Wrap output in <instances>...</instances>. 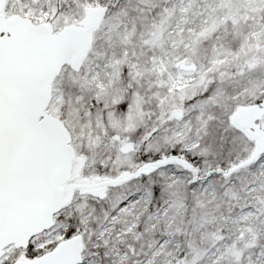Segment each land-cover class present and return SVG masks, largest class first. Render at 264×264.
Segmentation results:
<instances>
[{
	"label": "rangeland",
	"instance_id": "1",
	"mask_svg": "<svg viewBox=\"0 0 264 264\" xmlns=\"http://www.w3.org/2000/svg\"><path fill=\"white\" fill-rule=\"evenodd\" d=\"M209 1L4 0L3 25L19 15L48 23L54 32L84 28L85 7L105 10L89 33L84 58L64 66L52 82L46 112L61 119L75 154L68 182L116 178L171 150L195 157L203 180L189 192L190 173L172 164L109 187L101 199L74 191L31 247H6L0 264L27 260L37 251L35 259L69 236L82 239L79 264H264V154L224 180L214 175L252 150L250 139L230 123L233 113L253 104L254 118L264 112V9L218 0L226 18L190 38L197 28L191 24ZM108 54L119 65L101 90L91 66ZM155 66L180 74L181 88L167 91L150 71ZM172 109L182 116L169 119ZM179 125L187 130L180 141L173 134ZM210 138L225 152L207 144ZM125 141L135 144L129 154L119 152Z\"/></svg>",
	"mask_w": 264,
	"mask_h": 264
},
{
	"label": "water",
	"instance_id": "2",
	"mask_svg": "<svg viewBox=\"0 0 264 264\" xmlns=\"http://www.w3.org/2000/svg\"><path fill=\"white\" fill-rule=\"evenodd\" d=\"M3 4L4 0H0V8ZM104 12L101 7H85L88 20L84 28L70 25L57 32L48 23H34L19 15L12 16L5 25L0 19V259L6 247L25 248L32 237L49 229L53 216L70 202L75 189L118 186L172 164L190 173L191 182L199 181L197 168L189 160L170 154L116 178L100 181L97 177V182L89 184L85 179L82 183L65 184L73 150L62 121L46 112L52 98V82L64 66L84 58L90 44L89 33L100 23ZM252 109L255 107L239 109L231 117L236 127L255 141L254 147L247 158L227 170H214L222 177L249 166L264 154V134L246 130ZM181 113L180 109H172L169 119H179ZM112 138L120 139L118 135ZM134 146L132 141H125L119 152L129 154ZM80 166L78 162L77 168ZM80 252V238L75 237L34 261L14 264H79Z\"/></svg>",
	"mask_w": 264,
	"mask_h": 264
},
{
	"label": "built area",
	"instance_id": "3",
	"mask_svg": "<svg viewBox=\"0 0 264 264\" xmlns=\"http://www.w3.org/2000/svg\"><path fill=\"white\" fill-rule=\"evenodd\" d=\"M242 2L249 6L264 9V0H242ZM217 7H219L218 0H210L206 10L200 11V14L196 18L195 23L191 24V27L193 28H195L197 24V28L189 34L190 38H193L196 34H199L202 30L207 29L208 27H210L211 24L221 22L226 18L227 14L217 10ZM256 33L258 32H253L251 33L250 36L253 39L259 38V36H256ZM171 47L172 49L176 50L175 45H171ZM151 61H152L151 64H154L156 59L151 58ZM117 65H118V60L116 57L112 55L105 56L100 60L94 62L91 66V79L95 84V86L99 88H103L106 85L107 79L115 76ZM167 65H169V67L172 66L171 64H167ZM157 67L158 66L150 68V71L156 77V81L158 79L159 80L158 82H160L161 85L165 86L168 91L181 88L182 86L181 83L185 79L182 80L180 74H171L170 73L171 70L161 71L160 69H157ZM174 76L175 78H177L176 80H173ZM186 131L187 130L183 127V125H179L177 128L174 129L173 134L175 137H177L178 140H183Z\"/></svg>",
	"mask_w": 264,
	"mask_h": 264
},
{
	"label": "flooded vegetation",
	"instance_id": "4",
	"mask_svg": "<svg viewBox=\"0 0 264 264\" xmlns=\"http://www.w3.org/2000/svg\"><path fill=\"white\" fill-rule=\"evenodd\" d=\"M87 20H88V18H87ZM86 20V21H87ZM86 21H85V23H86ZM252 106H254L255 107V104H253ZM261 106V105H260ZM263 106V105H262ZM253 110V115H252V118L250 119V121H249V125H248V127L246 128V130L248 129V130H251V131H256V132H260V133H263L264 134V112L261 114L262 116H259V117H257V118H254V115L256 116V114H255V109H252ZM234 114V113H233ZM181 116H182V113H181ZM175 120H177V119H175ZM230 123L233 125V128H235L240 134H242L244 137H246L245 136V134L243 133V131L241 130V129H239L238 127H236V124H235V120L232 118L231 119V117H230ZM247 138V137H246ZM121 139H119V141H120ZM250 142H251V144H252V149H253V147H254V143H255V141L252 139V140H250ZM74 157H75V154H74V152H73V155H72V158H71V170H70V173L72 172V170H73V165H72V163H73V159H74ZM78 162H80V164H82V161H81V158L80 157H76V163H75V168H77L78 167ZM70 173H69V176H70ZM97 177H99L100 178V181L101 180H104L106 177H100V176H94V177H92L91 179H89V178H86V177H83L82 178V180L81 181H73V182H78V183H82L83 181H84V179L86 180L85 182L87 183V184H89V183H92V182H97V180H95ZM138 178V177H137ZM68 179H69V177H68ZM134 179H136V178H133V179H131V180H134ZM130 181V180H129ZM129 181H127V182H129ZM73 182H68V181H66V183L65 184H68V183H73ZM121 185V184H120ZM109 187H113V186H110V185H108V186H106V187H104V186H102L101 188L100 187H97V186H94V187H92V188H90V189H81V188H79L77 191H76V189L73 191L74 193H76V192H78L79 194H81V195H88V196H94V197H96V198H99V199H101V198H104V195H106L105 194V192H106V190L107 189H109ZM101 189V191H100V196H97V190L98 189ZM82 191H84V192H82ZM144 202H147V200H148V198L147 197H142L141 198ZM70 202H71V200H70ZM69 202V203H70ZM67 206V205H66ZM65 206V207H66ZM64 207V208H65ZM53 218H54V216H53ZM53 220V219H52ZM48 230V229H47ZM47 230H42L40 233H38L37 235H39V234H41V233H44V232H46ZM37 235H35L34 237H32L30 240H29V243H28V246L27 247H25V248H23V249H25V250H27V248L28 247H31V245H32V241L34 240V238L37 236ZM66 236H68V235H66ZM81 237V236H80ZM72 238H75V237H72ZM72 238H70V236L69 237H67L65 240H63V242H65V241H67V240H70V239H72ZM80 240H81V242H82V239L80 238ZM63 242H61V243H63ZM60 243V244H61ZM59 244V245H60ZM82 246H83V244H82ZM82 246H81V249H82ZM57 247H55L54 249H56ZM53 249V250H54ZM53 250H51L50 252H52ZM47 253H49V252H47ZM28 254H30V255H28ZM27 254V260H24V258H21L20 260H17V261H23V262H28V261H34V260H36V259H38V258H40V257H42L44 254H46V253H44V254H41V255H39V257H37V258H35V259H32L33 258V253H28ZM80 258H81V252H80ZM31 259V260H30ZM17 261H15V262H17ZM14 262V263H15ZM14 263H12V264H14Z\"/></svg>",
	"mask_w": 264,
	"mask_h": 264
},
{
	"label": "trees",
	"instance_id": "5",
	"mask_svg": "<svg viewBox=\"0 0 264 264\" xmlns=\"http://www.w3.org/2000/svg\"><path fill=\"white\" fill-rule=\"evenodd\" d=\"M131 4H134L133 3V1L131 2ZM227 133H229V132H227ZM216 135H218V133L216 134ZM210 136H211V134H210ZM227 137L228 138H226L225 140H229L230 141V139H231V136H229V134L227 135ZM233 137V136H232ZM229 141H228V145H231L233 142L232 141H230L231 142V144L229 143ZM215 142V143H214ZM212 143H213V149H215V145H217L218 147H220L219 145V141L218 140H214L213 141V138H210V142H208L207 141V144H210V145H212ZM221 148V152L223 151V152H225L224 151V148H222V147H220ZM171 153H173V154H178V152L176 151V150H171ZM224 154V153H223ZM180 156H182L183 158H186L187 160H189L194 166H197L198 164H197V161L196 160H194L195 159V157H190V156H188V155H180ZM210 156V155H209ZM224 156H227V154L225 153L224 154ZM182 172H183V174L185 173V174H187L185 171H183L182 170ZM215 176H218V174H214ZM221 177V176H220ZM223 180L224 179H226V178H223V177H221ZM188 181V180H187ZM185 182L186 183V185H187V189L189 190V192L192 190V189H194V187H195V184L196 183H192L191 181L188 183V182ZM153 194V193H152ZM37 251H34L33 252V254H35Z\"/></svg>",
	"mask_w": 264,
	"mask_h": 264
}]
</instances>
